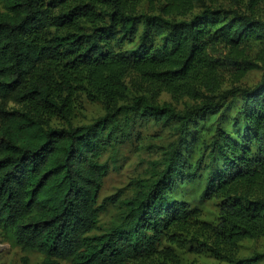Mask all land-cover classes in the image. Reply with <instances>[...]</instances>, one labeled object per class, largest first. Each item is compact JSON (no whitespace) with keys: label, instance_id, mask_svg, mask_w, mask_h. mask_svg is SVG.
<instances>
[{"label":"trees","instance_id":"16d2710c","mask_svg":"<svg viewBox=\"0 0 264 264\" xmlns=\"http://www.w3.org/2000/svg\"><path fill=\"white\" fill-rule=\"evenodd\" d=\"M232 1L0 0L5 237L42 254L40 264H130L155 257L162 234L205 229L199 211L170 192L188 165L189 125L217 113L201 194L220 200L218 221L209 227L213 240L234 247L264 236V70L252 87L222 90L229 78L237 82L264 63V0ZM253 43L262 45L257 58L249 55ZM132 72L148 84V94L125 103ZM160 92L201 102L176 112L156 102ZM228 95L240 97L233 132L222 127ZM81 96L101 102L104 113L74 125ZM128 115L177 124L180 135L132 198L113 194L98 202L109 171L101 156L123 135ZM200 163L201 157L187 176ZM108 202L123 204L120 221L92 234ZM231 254L224 264L264 259V252Z\"/></svg>","mask_w":264,"mask_h":264},{"label":"rangeland","instance_id":"374dc122","mask_svg":"<svg viewBox=\"0 0 264 264\" xmlns=\"http://www.w3.org/2000/svg\"><path fill=\"white\" fill-rule=\"evenodd\" d=\"M220 1L228 5L233 3L232 0ZM141 9L148 10V3H142ZM249 48V55L252 58H257L263 52L261 44L253 43ZM259 64L261 67L248 71L237 82H233L230 78L226 80L222 85V90L254 86L260 80L264 70V63L259 62ZM125 83L129 90V97L125 103H130L136 95L148 94V84L136 73H130L125 78ZM231 100L233 103L227 105V102ZM156 102L159 105L166 103L174 111L183 112L185 109L200 103L201 100H191L187 97L173 100L166 92H160ZM239 102V95L233 98L228 95L226 102L222 105L225 119L222 127L229 132L234 131L232 122ZM80 104L81 108L76 110L72 119L74 125L90 123L104 113V106L99 101L90 102L81 96ZM7 106L9 108L16 107L11 102ZM216 115L209 114L203 119L197 118L195 126L189 125L187 139L191 143V152L186 157L188 165H185L183 178L176 181L173 190L170 192L175 199L187 202L191 208L198 210V221L202 223V226L206 224V228L202 227L200 230L192 227L187 231L171 235L162 234L157 247L158 254L155 257L143 263L131 262L130 264H224L227 262V259L224 258L227 254L232 253L231 255L235 258H247L255 253L264 252V236L241 240L234 247L220 246L213 240L212 231L209 227L214 226L218 221L220 200L217 198L206 199L201 194L204 187L203 167L209 161V143L213 137ZM127 117L128 123L124 127L123 135L101 156V161L108 163L109 171L103 178L98 202L113 194L118 195V200L132 198L141 188V185L151 178L153 172L162 167L161 162L165 147L176 142L180 135L177 124L166 125L154 120L140 121L133 119L131 115ZM53 122L59 123L58 120H53ZM193 138L194 141H192ZM200 157L199 169L195 171L194 176H187ZM220 165V161L215 163V167ZM123 211L124 206L121 203H106L105 208L99 214L98 228L92 234L100 233L117 224ZM216 247L220 250L215 251ZM42 259V254L23 249L5 237L0 229V264H40ZM58 262L70 264L66 259H58ZM257 264H264V259Z\"/></svg>","mask_w":264,"mask_h":264}]
</instances>
